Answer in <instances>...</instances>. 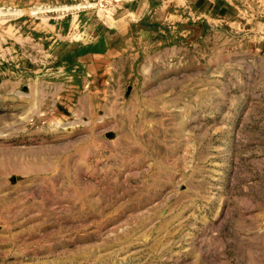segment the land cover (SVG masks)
<instances>
[{
  "label": "rangeland",
  "instance_id": "obj_1",
  "mask_svg": "<svg viewBox=\"0 0 264 264\" xmlns=\"http://www.w3.org/2000/svg\"><path fill=\"white\" fill-rule=\"evenodd\" d=\"M0 264H264V0H0Z\"/></svg>",
  "mask_w": 264,
  "mask_h": 264
}]
</instances>
